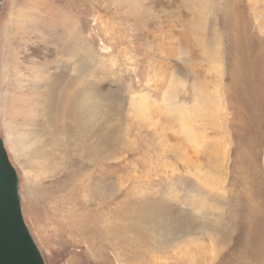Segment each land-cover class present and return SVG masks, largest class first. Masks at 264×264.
<instances>
[{
	"label": "rangeland",
	"instance_id": "obj_1",
	"mask_svg": "<svg viewBox=\"0 0 264 264\" xmlns=\"http://www.w3.org/2000/svg\"><path fill=\"white\" fill-rule=\"evenodd\" d=\"M0 133L47 264H264V0H0Z\"/></svg>",
	"mask_w": 264,
	"mask_h": 264
},
{
	"label": "water",
	"instance_id": "obj_2",
	"mask_svg": "<svg viewBox=\"0 0 264 264\" xmlns=\"http://www.w3.org/2000/svg\"><path fill=\"white\" fill-rule=\"evenodd\" d=\"M0 264H47L26 221L20 178L0 133Z\"/></svg>",
	"mask_w": 264,
	"mask_h": 264
},
{
	"label": "bare ground",
	"instance_id": "obj_3",
	"mask_svg": "<svg viewBox=\"0 0 264 264\" xmlns=\"http://www.w3.org/2000/svg\"><path fill=\"white\" fill-rule=\"evenodd\" d=\"M59 83H60L59 80H55L53 82V85H51V88H50L49 93H48L49 100H50L49 103H48V110H47L48 123L53 126V123L57 122V120L59 119V117H61V115H65L67 118L71 119L72 121H74L76 123L83 122L84 121V116L81 113L84 112V108H83V105L81 104L80 96L77 95V94H74V92L72 94H70L69 96H67V95L63 96L62 93L59 91V85H60ZM70 87H71V85H70ZM27 93H21L20 96L15 95V97L14 96L13 97L10 96L11 98L10 97L7 98L6 102L4 103L6 105V108H7L6 114L10 118V120L12 119L13 127L15 129H16L15 125L20 123L24 117H26L27 123L31 124L35 129H37V130L42 129V128H44L45 123L41 120L40 115H39L40 110H41L39 105L42 102L41 90H38V92H37L35 97L33 95L29 96V94L27 96L26 95ZM14 118L16 119V121L13 120ZM103 135H104V133H103ZM55 143H56L55 139L52 138L51 141H50L51 151L49 153H47L44 149H42L43 153L41 154V157L44 159V163L45 164L48 163V165H52L53 163L56 162V159H57L56 156L57 155H56V153L54 154ZM103 144L104 143H102V144L100 143L97 147L93 146L94 152H93L92 158H91V162H92L91 166L95 165L94 164L95 163V157L100 156V154L102 153V152H100V149L101 150L105 149V151H104V153H103V155L101 157V160H102L103 156L105 157V155L107 153V146L105 144V146H106L105 147V146H103ZM97 162H98V159H97ZM85 168H86V165L83 164V165H81L79 167V170H82V169L85 170ZM96 169H95V171H97ZM94 180L89 185V193H88V195H89L90 198H92V196L97 193V185L98 184H96L97 182H96V180L95 181ZM94 182H95L96 186H94ZM76 202H78L77 199H76ZM78 205H79V203H78ZM153 211H154L153 213L156 212L155 210H153ZM117 213H119L121 215V213H125V211H124V209H119V212L117 211ZM95 219H96V217L93 219V221H95ZM134 227H135V224H134ZM183 227H182V229H183L182 231H184ZM174 228H175V226H174ZM174 228H172V229H174ZM176 228H177V225H176ZM179 228H178V230H179ZM138 229H139V227H138ZM187 230H185V231H187ZM139 231L142 232L141 229H139ZM116 232L117 231H115L114 233H112V231L109 232L112 235L110 236L111 238L110 237L108 238L107 242L108 241L113 242V241H116V240L121 238L120 237L121 234L117 235L120 238H113V237L116 236ZM145 232H147V231H145ZM147 233L146 234H144L143 232L141 233V234H143V238L147 239V236H148ZM182 233L185 234V232H182ZM114 234H115V236H114Z\"/></svg>",
	"mask_w": 264,
	"mask_h": 264
}]
</instances>
